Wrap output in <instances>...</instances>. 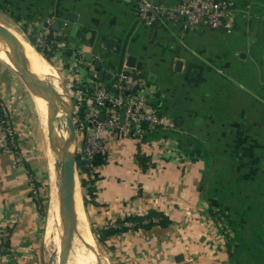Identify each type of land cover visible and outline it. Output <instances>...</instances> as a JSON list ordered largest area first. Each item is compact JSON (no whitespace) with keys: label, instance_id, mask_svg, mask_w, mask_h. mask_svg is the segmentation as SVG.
Masks as SVG:
<instances>
[{"label":"crops","instance_id":"obj_1","mask_svg":"<svg viewBox=\"0 0 264 264\" xmlns=\"http://www.w3.org/2000/svg\"><path fill=\"white\" fill-rule=\"evenodd\" d=\"M146 1L165 9L177 0ZM230 1L227 30L162 15L143 20L136 0H0V25L26 44L32 38L59 75L73 104L77 153L92 132L84 121L91 94L119 68L128 90L167 119L135 136L101 132L104 162L93 166L86 203L93 226L149 208L171 219L106 237L107 252L125 264H264V0ZM30 92L0 59V96L14 129L11 147L0 146V264L49 263L47 160ZM4 137L0 125V143ZM91 158L84 155L86 164ZM76 194L89 227L79 186L74 239Z\"/></svg>","mask_w":264,"mask_h":264},{"label":"built area","instance_id":"obj_2","mask_svg":"<svg viewBox=\"0 0 264 264\" xmlns=\"http://www.w3.org/2000/svg\"><path fill=\"white\" fill-rule=\"evenodd\" d=\"M138 17L153 20L158 15L171 20H183L187 25L206 24L217 26L223 24L227 30L234 25L230 0H177L165 9L152 5L146 0H136ZM44 30L36 36L35 44L45 40ZM127 74L119 68L109 86H99L91 94L90 104L84 112V121L92 126L87 135L81 153L91 156L103 151V131H117L120 134L138 135L152 130L167 121L165 116L149 107L146 99L136 90H128ZM128 91V94L126 93ZM103 113V118H100ZM121 113L123 118L121 119ZM0 125L4 130L2 147H11L14 142V129L8 117V109L0 96Z\"/></svg>","mask_w":264,"mask_h":264},{"label":"bare ground","instance_id":"obj_3","mask_svg":"<svg viewBox=\"0 0 264 264\" xmlns=\"http://www.w3.org/2000/svg\"><path fill=\"white\" fill-rule=\"evenodd\" d=\"M15 36H13V37H15ZM3 45L4 44L0 41V58L6 60L10 65L13 66L10 57L4 52ZM15 46L17 49V54L13 53L8 48L10 55L16 61H18L20 63L22 69L40 76L44 80V82L48 85V87H50L54 92H56L58 95H60V98L62 101L61 103H59V101L55 98L48 99L40 91H38L36 88H34L33 86H30V91H31L30 93H32L31 95H33V98H34L35 104H36L35 105L36 110L38 111V115H40V118H41L40 122L42 121L44 124V128L46 127L44 129V131L47 135L45 141L47 140V147H46L47 148V156H48L47 168H48V176H49V181H50V194L56 195V192L58 190L57 202L54 203L55 204L54 207L49 212V214L46 216L45 245H48L47 244L48 241L49 240L51 241L52 223L59 219V215L61 216V218H63L64 211H62V209H60V212H59L58 200L61 197V193H62L63 188H64L63 186L65 185V183L62 179L66 175V169L69 165V162L68 163L64 162V159L62 157L63 150L61 149V144L63 143V140L59 139L57 137L59 135L64 134V131L61 129V127H59V125L57 123H55L54 128L56 130V134H52L50 128L47 125L46 115L53 114L55 116V114L58 113V112L54 111L55 107H57V106L60 107L61 112L63 110L68 109L67 100L65 97V92L63 90V85H62V82H61L59 75L51 69L49 62L37 51V49L31 44H30V46H29V44L28 45H19V46L17 44H15ZM50 69L52 71H50ZM48 78H51V80L54 81V83L56 84L55 88L52 87L51 80H49ZM46 103L48 104L49 108L47 107ZM43 106H44V108H43ZM51 140H53V141H51ZM52 142L56 145L57 158H55V160H54L52 153L50 151V148L53 145ZM73 147H75V142H74V139L71 137L69 142H68L67 148L69 151H72ZM76 184H77L76 183V176L74 175V179H73L72 185L69 187L68 196H67V199L69 200V203L71 206V209L68 213L71 216V220H70V223L68 222L69 224L66 222H63V228H62V230H64L66 227L68 228L69 226H71V237H73L72 233H73V226H74V216H73L74 196H75V190L78 188ZM76 193H77V191H76ZM76 198H78V194H76ZM82 217L84 218L83 215H82ZM84 220L85 219H83V221ZM85 223H86V221H84L83 225H80V223L76 225V236L79 238V241H78L76 250L72 251V254L70 255L71 256L70 259L69 258H68L69 260L67 259L68 260L67 264H78V263L79 264H88V263L94 264L93 263V261H94L93 254L95 253V247H94L95 244L93 242V239H92V236H91L89 230L86 229L87 225L84 226ZM58 240L60 241V239H58ZM58 240H57V242H58ZM60 245H61L60 242L57 243V245H56L57 249L56 250H58L60 248ZM67 257H69V255Z\"/></svg>","mask_w":264,"mask_h":264},{"label":"rangeland","instance_id":"obj_4","mask_svg":"<svg viewBox=\"0 0 264 264\" xmlns=\"http://www.w3.org/2000/svg\"><path fill=\"white\" fill-rule=\"evenodd\" d=\"M7 23L10 24L9 22H7ZM3 28L6 29L9 32L10 36L15 41H17L19 45H28V44H26V42H25L24 39L18 37L19 35L17 34V31H13L10 27H7V26L6 27L4 26ZM13 36H15V37H13ZM0 59L5 64H7L15 72V70L12 67V65H10L6 60H4L2 58H0ZM50 71H52V70L50 69ZM48 79L51 80V78H48ZM26 85L30 89V86L31 85L29 83H26ZM51 85H52L53 88L56 87V84L54 83L53 80H51ZM63 90L65 92V97H66V100H67V107L71 110L72 115H73L72 121H73V124H74V131L72 133V136H73V139H74V142H75V147H73V149H72L71 152H72V154L74 155V158H75L74 175L76 176V180L79 183V185L77 187L79 188V186H80L81 197H82V202H83V197L87 193L86 192L87 190H86L85 187H82L81 186V182H80V177H81L80 176V171H79V169L77 167V157H78L77 156V154H78L77 153V150H78V146H77V133L75 131V124H76V122L74 121V112H73V108H72L73 107V104H72L71 100L69 99L68 95L66 94V90L64 89V87H63ZM44 106H43V108H44ZM47 107H48V104H47ZM37 115H38V111H37ZM46 117H47V115H46ZM38 119L40 121V119H41L40 118V115H38ZM66 119H67V112L65 110H63L61 113H56L55 116L52 119L54 124L57 123L59 125V127H61V129L64 131V135H67V132H68V125H67V120ZM40 123H41V126L43 127L42 129H43V141H44V148H45V157H46V160L48 161V159H47L48 158V156H47V148H46L47 147V140L45 141L47 135H46V133L44 131V129L46 127L44 128V124H43L42 121ZM51 141H53V140H51ZM52 144L53 145L50 148V151H51L52 156H53V158L55 160V158H57L56 145L53 142H52ZM46 164H47V162H46ZM49 187H50V181H49V177H48V168L46 166V187H45V191L46 192H45V202L43 204V214H44V217L45 218H46V211H47V209H48V214H49V212L52 210V208L55 205L54 203L57 202V194L58 193L56 192V195H53V194H50L49 195ZM78 188L76 189V191H78ZM49 196H50V199H49ZM79 204H80V201H79V197H78V198H76V225L79 224V223H80V225H83L84 224V221H86V220L83 221V219H85V218L82 217L83 214H82L81 209L79 210V208H80V207H78ZM83 205H84V210H85V214H86V217H87V220H88L89 227L86 224L87 222L85 223L84 226L87 225L86 226V229H88V230L90 228L91 233H92L93 238H94L95 253L93 254V257H94L93 263L94 264H97V263L98 264H104V263L105 264H125L122 261H120V259H118L116 255L115 256H112L111 254H109L107 252V250H106L107 247H106L105 240L103 242H101V243H98V241L95 239L94 232H96V231L99 232L100 229L105 228V227L104 226H102V227L93 226V223H92L93 221L89 217L88 208L86 207L87 205L85 203H83ZM58 209H59V212H60V202H59V200H58ZM60 226H62V228H63V218H61V221H60V219H58V220H56V221H54L52 223V226H51V241L49 240L48 243H47L48 245H45L46 248L44 247L45 250H46L47 259L49 261L48 264H50V263L51 264H60V262H59L60 248L58 250H56L57 249L56 245H57V243H59V242L61 243L62 242L63 234L66 231V228L64 230H60ZM57 238L60 239V241ZM57 240H58V242H57ZM78 241H79V238L78 237L76 239H74V237H71V236L68 238V240L66 242V248H65L66 264H67V261L71 257L70 255L72 254V251H75L76 250ZM68 255H69V257H67Z\"/></svg>","mask_w":264,"mask_h":264},{"label":"water","instance_id":"obj_5","mask_svg":"<svg viewBox=\"0 0 264 264\" xmlns=\"http://www.w3.org/2000/svg\"><path fill=\"white\" fill-rule=\"evenodd\" d=\"M0 41L4 44L3 45L4 52L10 57L12 64H13L12 67L15 70V72L19 75V77L21 79H23L26 83H29L31 86H33L38 91H40L46 98H48V99L55 98L59 101V103H61L62 101H61L60 95H58L50 87H48V85L44 82V80L40 76L22 69L20 63L18 61H16L10 55L8 48L15 54H17V49H16V46H15L9 32L6 29H4L2 26H0ZM124 51H125V41L122 44L121 56H123ZM130 57L131 56H128L127 58L129 59ZM99 78H102V75H100ZM106 86H109V83H106ZM126 93L128 94V91ZM54 111L60 112V107H58V106L55 107ZM65 111L67 112V119L66 120H67V125H68V132H67V135L62 134V135H59L57 137L59 139L63 140V143L61 144V149L63 150L62 157L64 159V162H66V163L69 162V165L66 169L65 177L62 179L64 181L65 185L63 186L64 188H63V191L61 193V197L59 199V202H60V209H62V211H64L63 222H66V223L69 222L70 223L71 216L68 213L71 209V206H70L69 200L67 199V196H68L69 187L72 185V182L74 179L75 158H74V155L72 154V152L68 150L67 145H68L70 138L71 137L73 138L72 133L74 131V124L72 121L73 115H72L71 110L68 108ZM53 116H54L53 114L47 115V125L50 128L51 133L56 134V130L54 128V123L52 120ZM103 116H104V114L100 113V118H103ZM122 118H123V113H121V119ZM70 236H71V226H69L68 228L66 227V231L63 234V239H62V242L60 245V254H59L60 264H66L65 248H66V242Z\"/></svg>","mask_w":264,"mask_h":264},{"label":"trees","instance_id":"obj_6","mask_svg":"<svg viewBox=\"0 0 264 264\" xmlns=\"http://www.w3.org/2000/svg\"><path fill=\"white\" fill-rule=\"evenodd\" d=\"M30 43H34L33 39L29 37ZM77 167L80 171V182L81 186L86 188V194L83 197V203H87L88 201L93 200L94 196V180L97 177L96 172L93 171V166L98 165L100 163L104 162V158L102 156L101 152H95L92 155V164L88 165L86 164V161L84 159V155L82 153L77 154ZM143 159V156L141 155ZM85 172L89 175V173L92 174V176H89L88 178L83 175L82 173ZM45 202V199L44 201ZM44 204V203H43ZM125 221H130V225H124ZM171 222V219L169 215L165 214L162 210L156 209V208H149L145 213H136V214H129L125 216L122 219L117 220L116 226L109 225L105 228L100 229V231L94 232L95 239L98 241V243H101L105 240L106 237L113 235L115 233L121 232L123 230H126L128 228L132 229H138L140 227L143 228H150L151 226L155 224H159L161 226H166ZM101 234V235H100Z\"/></svg>","mask_w":264,"mask_h":264}]
</instances>
